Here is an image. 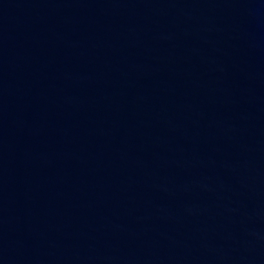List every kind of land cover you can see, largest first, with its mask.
<instances>
[{"label": "water", "instance_id": "water-1", "mask_svg": "<svg viewBox=\"0 0 264 264\" xmlns=\"http://www.w3.org/2000/svg\"><path fill=\"white\" fill-rule=\"evenodd\" d=\"M0 264H264V0H0Z\"/></svg>", "mask_w": 264, "mask_h": 264}]
</instances>
